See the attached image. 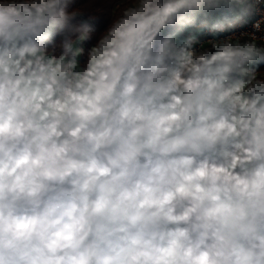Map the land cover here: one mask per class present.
<instances>
[{
	"label": "clouds",
	"instance_id": "1",
	"mask_svg": "<svg viewBox=\"0 0 264 264\" xmlns=\"http://www.w3.org/2000/svg\"><path fill=\"white\" fill-rule=\"evenodd\" d=\"M0 264H264V0H0Z\"/></svg>",
	"mask_w": 264,
	"mask_h": 264
}]
</instances>
